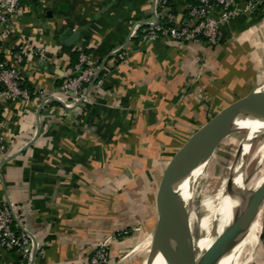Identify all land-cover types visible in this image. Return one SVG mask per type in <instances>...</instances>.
Returning <instances> with one entry per match:
<instances>
[{
    "label": "crops",
    "instance_id": "obj_1",
    "mask_svg": "<svg viewBox=\"0 0 264 264\" xmlns=\"http://www.w3.org/2000/svg\"><path fill=\"white\" fill-rule=\"evenodd\" d=\"M246 2L239 0L242 7ZM155 3L22 0L10 22L0 24L3 62L35 92L33 98L0 99L6 145L0 204L13 208L15 227L35 245L25 261L0 245V264H90L98 242L158 212L160 187L176 154L248 95L227 100L250 76L245 65L256 56L264 12H242L223 23L216 45L147 34L133 40L138 25L154 21ZM188 6L173 0L179 23ZM20 47L28 53L22 64L11 56ZM81 53L102 70L86 86V99L67 105L60 85ZM210 162L190 175L192 200ZM127 246L113 240L110 264ZM254 264H264V242Z\"/></svg>",
    "mask_w": 264,
    "mask_h": 264
},
{
    "label": "built area",
    "instance_id": "obj_2",
    "mask_svg": "<svg viewBox=\"0 0 264 264\" xmlns=\"http://www.w3.org/2000/svg\"><path fill=\"white\" fill-rule=\"evenodd\" d=\"M21 2L22 0L0 1V24L10 22ZM263 2L264 0H247L245 6L242 7L239 0H200L198 5L187 7L186 20L179 23L169 0H156L155 7H159L161 11L156 10V17L149 24L146 34L154 39L168 38L182 43L205 39L209 45H216L223 23L242 12L253 13L259 9ZM217 9L219 14L214 13ZM27 55L28 53L23 47L11 52V56L19 64L24 62ZM99 69V65H89L88 54H80L78 63L65 77L60 87L67 105L74 101L86 99V86L92 83ZM22 80L16 67H10L4 62H0V99L4 97L28 98V90L21 87ZM5 151V141L0 137V155H3ZM128 234L127 231L117 232L114 239L125 237ZM262 235L264 238V228ZM114 239L110 237L98 242L90 256V264L110 263V248ZM0 245L8 251L19 252L24 261L35 251L31 237L15 227V214L13 208L7 203L0 205Z\"/></svg>",
    "mask_w": 264,
    "mask_h": 264
},
{
    "label": "water",
    "instance_id": "obj_3",
    "mask_svg": "<svg viewBox=\"0 0 264 264\" xmlns=\"http://www.w3.org/2000/svg\"><path fill=\"white\" fill-rule=\"evenodd\" d=\"M96 74L90 87L98 80ZM87 93H85V96ZM256 90L223 109L214 118L196 131L169 165L158 194V221L154 231L152 252L148 264L154 256L160 254L165 264H195L196 250L187 242L176 243L171 237L172 226L182 217L188 208L177 185L188 178L202 163L208 161L219 144L228 136L238 131L236 121L239 117L264 120V96L255 99ZM214 146L213 151H207ZM243 148L240 151L242 157ZM193 188V186H192ZM245 192V191H244ZM254 202L241 209L231 225L219 238L210 264L219 262L235 247L239 235L243 232L247 218L253 214L264 201V183L254 190Z\"/></svg>",
    "mask_w": 264,
    "mask_h": 264
},
{
    "label": "bare ground",
    "instance_id": "obj_4",
    "mask_svg": "<svg viewBox=\"0 0 264 264\" xmlns=\"http://www.w3.org/2000/svg\"><path fill=\"white\" fill-rule=\"evenodd\" d=\"M264 96V86L256 91L255 99ZM250 124V125H249ZM239 130L250 133L243 145L242 157L239 156L232 172L224 180L221 189L215 196V200L206 198L199 208L205 211V215L198 216L194 200L191 198L190 176L177 185V190L182 194L188 208L182 217L176 222V228L172 239L176 243L187 242L195 244V264H210L209 256L213 254L219 238L231 225L238 212L253 203L254 190L264 183V171L253 183L244 182V157L250 153L252 143L264 132V120L257 118L239 117L236 121ZM250 126V127H249ZM250 128V129H249ZM214 146H208L207 151H213ZM206 161L209 162L213 158ZM245 191V192H244ZM200 213V212H199ZM264 201L258 209L251 214L245 223L243 232L239 235L235 247L226 255L219 264H248L258 249L260 234L263 230ZM162 264H165L162 261Z\"/></svg>",
    "mask_w": 264,
    "mask_h": 264
},
{
    "label": "rangeland",
    "instance_id": "obj_5",
    "mask_svg": "<svg viewBox=\"0 0 264 264\" xmlns=\"http://www.w3.org/2000/svg\"><path fill=\"white\" fill-rule=\"evenodd\" d=\"M262 18V22L264 23V13L262 15ZM259 34L261 36V40L258 49L256 50V56H254V59H252V61L248 62L245 65L246 71L250 76L248 77V79H244L245 86L239 90V94L235 95L234 93L231 94L230 92H228V102H231L232 100L240 96H245L254 90L257 91L259 88L264 86V26L261 27V31ZM223 101V103L220 102L217 104V108H215L213 112L211 111L212 117L219 112L222 106H225L226 102L224 99ZM250 130L249 132L244 129L238 130L230 136L226 137L212 154L213 159L211 160L208 168L205 170L204 176H202L198 184L196 183L198 189L197 192L199 193L196 196L194 203L195 209L198 212V216L200 214L199 217L205 215V211L199 208L201 202L207 197L209 199H212V201L215 200L214 198L218 191L221 189L224 180L228 177L229 173L233 171L238 157L240 156V151L246 139L248 138ZM263 171L264 132L262 133V135L258 136L255 139V141L252 143L250 153L244 157V182H246V184L253 183L255 179L259 178L262 175ZM195 185L193 186V188L195 187ZM151 216L152 217L144 219V221L141 222L137 227H124L120 231H118L122 233L127 231L129 233L125 237L117 239V242L127 241L128 246L125 247L122 253H117V257L114 258L115 260L113 261V264H147L152 252L154 231L158 221V212L156 211ZM134 228H137V230H135ZM262 233L260 234V243L254 258L258 257L259 251L263 246L264 238H262ZM130 235L133 236L131 240ZM173 235L174 225L171 228V237ZM131 241L133 242V244L129 245ZM193 248L195 249V244ZM254 258L248 264H254ZM162 261L163 259L161 255L157 254L156 256H154L152 264H162ZM190 262L192 264L193 259H191Z\"/></svg>",
    "mask_w": 264,
    "mask_h": 264
},
{
    "label": "trees",
    "instance_id": "obj_6",
    "mask_svg": "<svg viewBox=\"0 0 264 264\" xmlns=\"http://www.w3.org/2000/svg\"><path fill=\"white\" fill-rule=\"evenodd\" d=\"M169 2H170L171 7H172V2H173V0H169ZM186 2H187V4H189V5H198V4L200 3V0H186ZM156 10H157L158 12L161 11L159 7H157ZM172 11H173V8H172ZM257 12H258L259 14H261L262 12H264V2H263V4L259 7V9H257ZM164 20H165V19H164ZM162 22H163V20H162ZM149 26H150V25H148V24H144V25L141 24V25H138V26H137V29L135 30L134 37H133L132 39L134 40V39L138 38L139 36L146 34V33H147V29L149 28ZM201 40L206 41L205 39H201ZM79 57H80V55H79ZM79 57H78V60H77L76 62L73 63V68H74V66L78 63V61H79ZM0 62H3V57H2V54H1V53H0ZM62 83H63V82H62ZM62 83H61V85H62ZM61 85H60V86H61ZM21 87H22L23 89L28 90V92H29V97H28V98H33V96H35V92H34L29 86H27V84H25L23 80L21 81ZM37 94H38V93H37ZM56 103H57V102H53L52 104H56ZM2 121H3V117H2L1 112H0V122H2ZM0 205H1V204H0ZM175 226H176V223L174 224V231H175V228H176ZM262 238H263V235H262ZM120 239H121V238H120ZM147 264H148V262H147Z\"/></svg>",
    "mask_w": 264,
    "mask_h": 264
}]
</instances>
